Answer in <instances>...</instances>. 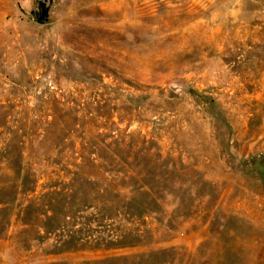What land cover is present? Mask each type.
<instances>
[{
	"label": "rangeland",
	"instance_id": "1",
	"mask_svg": "<svg viewBox=\"0 0 264 264\" xmlns=\"http://www.w3.org/2000/svg\"><path fill=\"white\" fill-rule=\"evenodd\" d=\"M0 264H264V0H0Z\"/></svg>",
	"mask_w": 264,
	"mask_h": 264
}]
</instances>
